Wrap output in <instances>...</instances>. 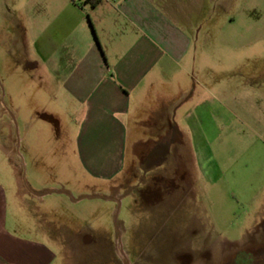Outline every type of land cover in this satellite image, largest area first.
<instances>
[{"label":"rangeland","instance_id":"rangeland-1","mask_svg":"<svg viewBox=\"0 0 264 264\" xmlns=\"http://www.w3.org/2000/svg\"><path fill=\"white\" fill-rule=\"evenodd\" d=\"M47 3L0 0V175L9 220L49 244L57 264H264L256 135L258 127L264 137V0H212L193 14L189 56L199 68L209 62L215 108L222 95L231 108L223 120L215 113L212 159L159 155L157 137L130 124L114 179L93 177L79 162L82 108L46 59ZM206 167L213 175L202 174ZM50 186L66 193H45Z\"/></svg>","mask_w":264,"mask_h":264},{"label":"crops","instance_id":"crops-1","mask_svg":"<svg viewBox=\"0 0 264 264\" xmlns=\"http://www.w3.org/2000/svg\"><path fill=\"white\" fill-rule=\"evenodd\" d=\"M210 1L48 0L46 59L82 108L75 145L88 174H121L130 124L157 137L159 155H195L200 161L215 155V113L223 120L231 108L225 95L215 108L208 82L212 68L208 62L203 72L189 56L193 14ZM256 135L262 140L258 155H264L258 127ZM202 174L213 171L206 167ZM6 180L0 175V264H57L49 244L22 234L18 220H9ZM53 190L66 193L54 186L45 193Z\"/></svg>","mask_w":264,"mask_h":264},{"label":"water","instance_id":"water-1","mask_svg":"<svg viewBox=\"0 0 264 264\" xmlns=\"http://www.w3.org/2000/svg\"><path fill=\"white\" fill-rule=\"evenodd\" d=\"M96 196H98V197H102L101 195H92V197H96ZM105 198H107V199H111V197H105ZM113 199H116V200H118V198L117 197H115V198H113ZM119 201V200H118ZM117 215H118V212L116 213V217H117ZM120 241V240H119ZM122 251V250H121Z\"/></svg>","mask_w":264,"mask_h":264},{"label":"trees","instance_id":"trees-1","mask_svg":"<svg viewBox=\"0 0 264 264\" xmlns=\"http://www.w3.org/2000/svg\"><path fill=\"white\" fill-rule=\"evenodd\" d=\"M88 2H92L93 4H96L97 2H99V0H88Z\"/></svg>","mask_w":264,"mask_h":264}]
</instances>
